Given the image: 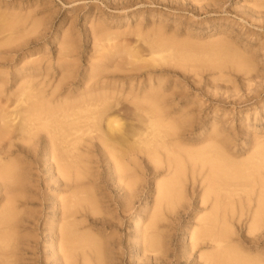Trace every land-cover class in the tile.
<instances>
[{"label": "rangeland", "instance_id": "374dc122", "mask_svg": "<svg viewBox=\"0 0 264 264\" xmlns=\"http://www.w3.org/2000/svg\"><path fill=\"white\" fill-rule=\"evenodd\" d=\"M234 52L249 57L251 69L225 60V53L230 58ZM35 62L40 67L29 70ZM26 72L54 85L71 78L66 87L87 81L115 84L125 107L121 111H126L119 118L130 143L138 127L130 90L142 95L152 86L173 107L172 119L193 136L187 143L205 139L206 148L209 138H217L239 160L246 159L255 143L264 141V0H0V90H5L0 102L9 98L12 103ZM145 158L136 165L139 180L133 195L117 187L112 162L103 158L91 166L100 184V211L90 214L97 222L88 230L106 235L105 264H213L218 254L209 240L193 244L205 227L202 219L210 214V203L200 200L202 177L196 183L188 179L185 199L164 209L159 249L151 252L140 242L134 251L138 233H144L156 210L157 183L166 175ZM29 159H22L29 171L21 185L8 192L0 184V212L17 204V219H22L16 227L23 243L11 252L15 250L18 264H60L53 242L63 226L57 205L70 193L54 190L43 155L38 162ZM125 202L132 203L126 211ZM251 212H227L233 232L229 242L237 256L242 251L243 264H264V219L254 224ZM240 259L228 263L240 264Z\"/></svg>", "mask_w": 264, "mask_h": 264}, {"label": "bare ground", "instance_id": "6f19581e", "mask_svg": "<svg viewBox=\"0 0 264 264\" xmlns=\"http://www.w3.org/2000/svg\"><path fill=\"white\" fill-rule=\"evenodd\" d=\"M224 57L231 63L237 60L243 67L251 66L249 57L242 59L236 52L230 58L225 53ZM34 65L28 69L40 67L36 62ZM38 77L26 72L20 78V86L12 103H8L9 98L5 101L6 104L0 102V184L7 186L8 192H12L22 184L23 176L28 175L29 170L24 168L28 163L22 161L24 156L38 162L39 155H43V161L49 165L46 173L55 182L54 190L70 193L57 205L61 208L59 224L63 225L59 226L58 233L53 238L56 244L54 254L61 261L57 262L106 263V235L88 230L96 220L92 221L90 214H98L100 211L97 196L100 184L95 182L98 177L96 175L95 178L91 172V166L99 164L103 158L112 162L111 169L116 175L114 181L117 187L133 195L139 180L136 165L141 157H146L155 171L160 168L166 175L157 183L156 210L152 211V217L144 224V233H138L139 239L134 251L140 242L151 252L158 248L161 244L158 230L160 221L164 219V209L172 206L173 202L185 199L188 179L196 183L202 177L200 179L205 188L200 200L205 206L210 203V214H207L208 218L202 219L205 224L199 221L205 226L201 225L204 229L200 232L201 235L197 231L200 242L196 239L197 243H192L203 245L209 240L210 248L218 254L213 264H229L234 259H240L242 251H238L237 256V252L234 253V248L230 246L229 240L233 232L229 228L227 212L235 214L237 211L243 216L245 212L252 211L254 224L264 219V141L256 142L250 155L240 160L226 142H220L217 138H209L210 146L208 144L206 148L202 142L207 141L200 140L201 138H197L200 141L196 145L189 144L187 141L193 136L185 133L183 123L172 119L173 107L167 105L159 93L154 94V88L150 86L142 95L130 90L136 98L133 101V118L138 122V127L132 131L133 141L130 143V136L124 131L125 124L119 118L122 116L121 112H124L121 111L124 106L118 97L120 89L115 84L105 81L90 84L87 81L82 86L70 84L66 87L71 78L56 80L54 85L46 80L39 81ZM4 92L5 90H0V96ZM9 106H12L11 110ZM98 153L100 157L94 160L93 157H97ZM234 193L239 195L238 200L230 196ZM242 193L247 197L242 198ZM237 203L239 206H236ZM131 205L132 203L125 202L122 208L126 211ZM17 208V204H10L0 212V264H18L15 250H12L14 254L11 252V249L23 243L16 227L22 223L21 218L17 219ZM137 224L135 222L134 229ZM82 229L87 230L81 232ZM199 235L196 234L191 239L195 240ZM243 254L242 257L245 256ZM242 260L240 259L241 263ZM251 261L254 264V260Z\"/></svg>", "mask_w": 264, "mask_h": 264}]
</instances>
